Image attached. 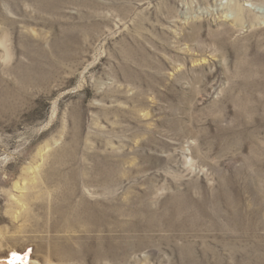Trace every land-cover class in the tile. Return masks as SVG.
<instances>
[{
	"label": "rangeland",
	"instance_id": "1",
	"mask_svg": "<svg viewBox=\"0 0 264 264\" xmlns=\"http://www.w3.org/2000/svg\"><path fill=\"white\" fill-rule=\"evenodd\" d=\"M13 256L264 264V0H0Z\"/></svg>",
	"mask_w": 264,
	"mask_h": 264
},
{
	"label": "bare ground",
	"instance_id": "2",
	"mask_svg": "<svg viewBox=\"0 0 264 264\" xmlns=\"http://www.w3.org/2000/svg\"><path fill=\"white\" fill-rule=\"evenodd\" d=\"M100 205V204H99ZM97 210V209H96ZM96 210H94V211H96ZM101 210H103V209H101ZM138 211H139V209H138ZM65 214V213H64ZM134 214V213H133ZM137 214V213H136ZM88 217H90V216H88ZM116 219L115 218V214L114 213H111L110 211H108V209L107 210H103V211H98V212H96V215L94 214H92L91 215V217H90V219H88V221L90 220V223H91V221H92V223L94 224V226L96 227V228H102V230H103V228H105V229H110L111 228V219ZM93 224H91V225H93ZM91 227V226H90ZM94 227V228H95ZM134 228H135V226H134ZM130 230V229H129ZM143 231V230H142ZM129 233V232H128ZM127 233V234H128ZM134 233V232H133ZM131 236V235H130ZM135 236V235H134ZM121 240V239H120ZM134 240V239H133ZM129 241V240H128ZM130 241H131V239H130ZM140 241V240H139ZM120 243V242H119ZM129 244H130V242H128ZM148 243V242H147ZM121 245H122V243H120ZM129 244L127 245V244H124L123 243V245L121 246V250H124L126 247H128L129 246ZM133 243L131 242V245H132ZM117 245H118V242L115 240L114 242H110L109 243V247H110V250L112 249V250H116V248H117ZM133 246V245H132ZM131 246V247H132ZM108 247V248H109ZM130 249V248H129ZM120 254H121V252H120ZM16 257L17 256H13L10 260L9 259H7V260H3V261H0V264H14V261L16 260ZM21 259V258H20ZM22 260V262L23 263H25V260L24 259H21ZM21 262V263H22ZM32 264H39V263H37V262H35V261H33L32 262Z\"/></svg>",
	"mask_w": 264,
	"mask_h": 264
}]
</instances>
